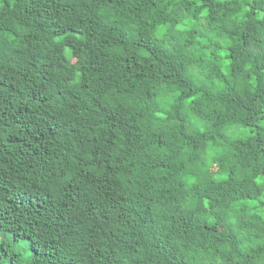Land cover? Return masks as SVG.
<instances>
[{
	"label": "trees",
	"instance_id": "trees-1",
	"mask_svg": "<svg viewBox=\"0 0 264 264\" xmlns=\"http://www.w3.org/2000/svg\"><path fill=\"white\" fill-rule=\"evenodd\" d=\"M0 264H264V0H2Z\"/></svg>",
	"mask_w": 264,
	"mask_h": 264
},
{
	"label": "snow or ice",
	"instance_id": "snow-or-ice-1",
	"mask_svg": "<svg viewBox=\"0 0 264 264\" xmlns=\"http://www.w3.org/2000/svg\"><path fill=\"white\" fill-rule=\"evenodd\" d=\"M0 2H2V0H0Z\"/></svg>",
	"mask_w": 264,
	"mask_h": 264
}]
</instances>
